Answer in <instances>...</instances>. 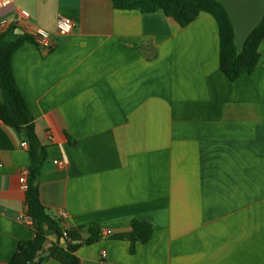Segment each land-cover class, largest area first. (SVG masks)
<instances>
[{
	"label": "crops",
	"instance_id": "obj_1",
	"mask_svg": "<svg viewBox=\"0 0 264 264\" xmlns=\"http://www.w3.org/2000/svg\"><path fill=\"white\" fill-rule=\"evenodd\" d=\"M18 6L31 15L27 34L41 28L54 41L25 42L12 65L46 147L42 204L80 245V261L264 264V41L254 72L231 81L208 13L182 27L162 10L110 0H11L0 18L14 22ZM61 16L76 23L67 36L57 34ZM22 143L1 120L0 264L34 237L18 219L28 213L20 178L31 165ZM134 220L154 233L132 253L118 236ZM92 226L101 237L87 245ZM57 241L50 232L40 264H62L49 256Z\"/></svg>",
	"mask_w": 264,
	"mask_h": 264
},
{
	"label": "trees",
	"instance_id": "obj_2",
	"mask_svg": "<svg viewBox=\"0 0 264 264\" xmlns=\"http://www.w3.org/2000/svg\"><path fill=\"white\" fill-rule=\"evenodd\" d=\"M118 10H139L143 13H152L159 10L174 18L182 27L191 24L201 13L212 15L219 26L220 39V67L222 72L231 80L236 81L245 74H252L260 60V46L264 41V18L251 32L250 36L238 52L235 44V32L225 7L216 0H110ZM10 32L0 34V119L2 122L24 134L29 148L31 165L28 170V188L26 203L28 215L32 218L31 225L34 237L30 241L20 244L18 251L8 264H40L38 257L43 251L50 232L58 237L57 244L49 251V256L62 264H83L76 255L80 245L68 240L64 247L59 238L64 237L65 230L60 221L52 218L42 204L38 181L42 167L46 160L44 147L36 133L34 116L19 89L12 65L14 53L25 43L34 42L32 35L12 38ZM154 233L152 224L146 221L134 220L132 229L127 234L118 236L128 238L133 253L136 244L147 243ZM90 238L87 245L96 243L101 237L97 226L90 228Z\"/></svg>",
	"mask_w": 264,
	"mask_h": 264
},
{
	"label": "built area",
	"instance_id": "obj_3",
	"mask_svg": "<svg viewBox=\"0 0 264 264\" xmlns=\"http://www.w3.org/2000/svg\"><path fill=\"white\" fill-rule=\"evenodd\" d=\"M10 4H11V0H0V13L8 9ZM14 12H15V17H16L14 22L9 21L7 18H0V34L6 33L10 29V27L13 26L14 24L21 26L24 33L30 32L28 21L30 20L31 15L28 12V10H26L25 8L21 6H18V7H15ZM75 27H76L75 21L72 18L66 17V16L59 17L56 23L57 34L61 36H67L71 34L74 31ZM32 36L37 46H40L45 49L52 48L54 46V41L52 40L51 33L47 30L36 28L33 31ZM22 146L27 148L28 144L22 143ZM57 164L59 166H64L63 162H57ZM1 167H3V164L0 162V168ZM28 174H29L28 171H26L20 178V182L24 190H27L28 188ZM66 217H67V214L65 211L59 212L58 218L60 220H63L64 222V219H66ZM18 219L25 222L28 225L33 224V220L28 215V213L20 214L18 216ZM111 234H112L111 231H107L105 235L108 236ZM64 239L66 241L70 240L69 233L66 231L64 232ZM106 256H107V252L103 251L102 257L105 258Z\"/></svg>",
	"mask_w": 264,
	"mask_h": 264
},
{
	"label": "water",
	"instance_id": "obj_4",
	"mask_svg": "<svg viewBox=\"0 0 264 264\" xmlns=\"http://www.w3.org/2000/svg\"><path fill=\"white\" fill-rule=\"evenodd\" d=\"M216 1L225 7L230 17L235 32V44L238 52H241L245 40L264 18V0Z\"/></svg>",
	"mask_w": 264,
	"mask_h": 264
},
{
	"label": "rangeland",
	"instance_id": "obj_5",
	"mask_svg": "<svg viewBox=\"0 0 264 264\" xmlns=\"http://www.w3.org/2000/svg\"><path fill=\"white\" fill-rule=\"evenodd\" d=\"M20 4V3H19Z\"/></svg>",
	"mask_w": 264,
	"mask_h": 264
}]
</instances>
